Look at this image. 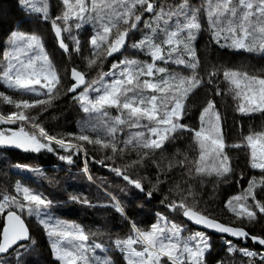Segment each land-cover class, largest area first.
<instances>
[{"label": "snow or ice", "instance_id": "1", "mask_svg": "<svg viewBox=\"0 0 264 264\" xmlns=\"http://www.w3.org/2000/svg\"><path fill=\"white\" fill-rule=\"evenodd\" d=\"M16 3L34 25H50L66 59L55 62L44 36L25 27L28 20L6 21L0 148L49 153L69 166L83 157L81 173L89 181V163L105 168L123 187L106 191L103 206L128 232L113 236L62 219L56 212L64 204L99 205L72 192L57 200L17 179L0 185V264H29L33 218L48 238L50 264H118L116 254L120 264H209L212 234H219L224 253H216V264H264V130H242L229 145L217 103L231 97L241 116H264V68L205 65L197 47L207 32L211 45L264 60V0H57L55 10L51 0ZM201 90L198 123H189ZM69 102L82 114L75 130L51 131L47 114ZM178 140L187 149L165 168L157 157ZM229 148L246 152L249 175L237 174ZM9 167L61 185L40 167ZM150 167L154 175L144 174ZM208 182L213 191L228 182L238 187L223 201L230 222L205 206ZM157 199L150 221L129 211L134 201L142 210Z\"/></svg>", "mask_w": 264, "mask_h": 264}, {"label": "trees", "instance_id": "2", "mask_svg": "<svg viewBox=\"0 0 264 264\" xmlns=\"http://www.w3.org/2000/svg\"><path fill=\"white\" fill-rule=\"evenodd\" d=\"M201 1L203 0H191V2L196 5H199ZM56 2L57 0H51L54 10L56 8ZM164 2L173 3L174 0H164ZM20 19L28 20V18L23 17L19 12L16 0H0V20L5 21L3 26H0V44L6 41L5 33L8 30L6 21H16ZM25 27L28 29L34 27L44 36L46 47L49 53L54 57L55 62L60 63L62 59H66V57L62 58L61 56V50L58 49L54 34L51 33L50 25L43 23L34 25L31 20H28ZM197 47L205 65L226 64L234 68L250 65L256 69L264 68V60L252 57L247 53H234L231 50L220 49L211 45L208 41L207 32L198 38ZM126 55H131V51L126 53ZM69 67H71V65H69ZM81 67H83L82 64ZM203 97L204 90H201L197 96L192 98V103L190 105L192 119L189 123H198V112ZM217 103L222 116L225 139L229 145L239 142L242 130L244 134H247L250 129L264 130V116L260 115V113L257 112L250 116H241L233 110L234 105L231 97H224L223 99L218 97ZM81 115L82 114L69 102L61 104L55 111H50L47 114L46 123L53 132L73 131ZM241 125L243 129H241ZM186 149V141L178 140L168 148L167 152L163 154V158L158 156L157 160L166 168L168 158L174 156L177 150L183 152ZM228 152L237 174L244 171L245 175H249L251 170L247 167L246 152L244 150L231 148L228 149ZM97 155H99V153ZM82 160L83 157H80L76 159L74 165L69 166L49 153L37 155L25 153L21 150L0 149V185H11L19 179L25 184L57 200L66 199L68 192L85 195L92 200L94 204L99 206L89 208L83 207L80 204H64L56 212V215L62 219L79 223L86 229L92 231L99 229L103 232H110L113 236H122L126 234L128 229L124 225L122 218L110 208L103 206L107 203L105 192L123 187L121 181L105 168L92 163H89V170L93 176V180L89 181L87 177L81 173ZM9 162L11 164L19 162L20 164H27L32 167H40L48 177L61 181V185H50L47 180L42 179L35 173L11 168L9 167ZM144 174L154 175L151 167L148 169V172ZM238 191V187L233 182L222 183L216 191H213V183L208 182L206 183L203 193L205 206L210 209L217 219L223 222H230L232 216L223 208V201L228 196L237 194ZM125 203H127V199H125ZM158 207V199L153 200L151 205L145 206L142 210L138 207V201H134L132 204L128 205L129 211L133 216L138 220H144L146 222L152 219V211L154 208ZM182 219V217L179 218L178 222ZM29 223L31 225L33 237L36 240V248L26 259L29 261V264H50L51 256L46 234L36 219H31ZM184 226L190 230H202L187 221L184 222ZM258 230L259 225L257 226V231ZM212 236L215 251L208 257V261L209 264H216V260L219 259L220 256H223L224 253L220 251L222 248L220 236L217 234H212ZM244 243L243 241L239 242L240 245ZM248 246H252L250 241L248 242ZM218 252L220 256L216 255ZM114 258L117 260L118 264H120L119 254H116Z\"/></svg>", "mask_w": 264, "mask_h": 264}, {"label": "water", "instance_id": "3", "mask_svg": "<svg viewBox=\"0 0 264 264\" xmlns=\"http://www.w3.org/2000/svg\"><path fill=\"white\" fill-rule=\"evenodd\" d=\"M62 51V50H61ZM0 149H7V148H0ZM7 150H17V149H7ZM190 223V222H189ZM193 225V224H192ZM195 227H198V228H200V226H197V225H194ZM201 229V228H200ZM217 235H219V234H217Z\"/></svg>", "mask_w": 264, "mask_h": 264}, {"label": "rangeland", "instance_id": "4", "mask_svg": "<svg viewBox=\"0 0 264 264\" xmlns=\"http://www.w3.org/2000/svg\"><path fill=\"white\" fill-rule=\"evenodd\" d=\"M202 2H203V1H201L200 4H201ZM200 4H199V5H200ZM192 231H195V230H192Z\"/></svg>", "mask_w": 264, "mask_h": 264}]
</instances>
